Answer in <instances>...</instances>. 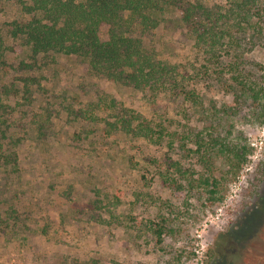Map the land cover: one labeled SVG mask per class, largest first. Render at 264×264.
Wrapping results in <instances>:
<instances>
[{
    "label": "rangeland",
    "instance_id": "374dc122",
    "mask_svg": "<svg viewBox=\"0 0 264 264\" xmlns=\"http://www.w3.org/2000/svg\"><path fill=\"white\" fill-rule=\"evenodd\" d=\"M193 2L206 33L166 12L143 36L173 89L33 53L14 33L42 14L0 0V156L17 155L0 158V264H264V0Z\"/></svg>",
    "mask_w": 264,
    "mask_h": 264
},
{
    "label": "trees",
    "instance_id": "16d2710c",
    "mask_svg": "<svg viewBox=\"0 0 264 264\" xmlns=\"http://www.w3.org/2000/svg\"><path fill=\"white\" fill-rule=\"evenodd\" d=\"M32 1L33 10L40 12L45 22L21 24L14 34L22 30L32 41L33 53L35 49L75 55L92 74L132 86L142 83L151 87L153 80L177 88L172 66L159 61L156 51L143 41L147 32L159 26L164 13L178 12L179 24L202 33H206L212 20L193 0ZM2 44L0 37V50ZM222 148L232 154L237 164L247 160L248 152L241 153L239 146L230 149L222 143ZM0 158L17 163L16 153Z\"/></svg>",
    "mask_w": 264,
    "mask_h": 264
}]
</instances>
